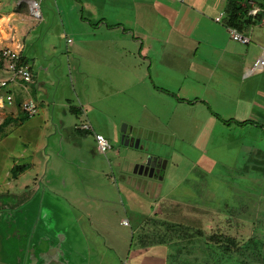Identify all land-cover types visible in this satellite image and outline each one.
Segmentation results:
<instances>
[{
  "label": "rangeland",
  "instance_id": "374dc122",
  "mask_svg": "<svg viewBox=\"0 0 264 264\" xmlns=\"http://www.w3.org/2000/svg\"><path fill=\"white\" fill-rule=\"evenodd\" d=\"M27 1L0 0V51L19 50L27 58L33 82L24 100L38 104V114L25 120L16 97L0 108V126L16 119L0 132V264H45L44 254L54 250L66 264H170L176 246L137 243L155 227L152 219L174 205L211 212L207 234L228 218L225 205L246 206L243 228L229 231L242 241L263 238L264 174L245 169L264 150L262 127L242 131L215 124L205 110L172 111L150 82L129 88L126 68L112 70L92 60L93 47L69 44L80 30L61 18L76 0H38L41 19L25 12L27 6L16 11ZM8 75L0 70V79ZM86 122L109 142L105 154L95 150L92 131L77 130ZM123 135L137 138L139 148L125 146ZM27 154L34 164H27ZM150 158L162 162L153 175ZM25 164L13 178L12 168ZM223 264L260 263L230 255Z\"/></svg>",
  "mask_w": 264,
  "mask_h": 264
},
{
  "label": "crops",
  "instance_id": "0c3cea01",
  "mask_svg": "<svg viewBox=\"0 0 264 264\" xmlns=\"http://www.w3.org/2000/svg\"><path fill=\"white\" fill-rule=\"evenodd\" d=\"M76 2L61 18L64 25L80 30L72 32L76 39H68L69 44L80 51L93 47L92 60L105 62L112 70L126 68L129 88L139 90L150 82L154 92L160 94V101L166 100L162 96L169 98L167 102L174 110H168L184 106L194 114L205 110L202 114L215 124L227 121L224 125L237 126L242 131L249 128L258 132L262 127L263 132L264 68L255 67L264 51V19L243 33L250 35V42L244 44L231 38L225 16L221 22L216 21L224 14L226 0ZM26 6L25 12L29 13ZM27 90L28 87H14L20 105ZM16 108L21 110L18 105ZM74 109L82 114V110ZM246 121L251 123L238 124ZM83 125H89L93 135L103 136L87 122ZM77 130L87 133L82 126ZM27 155L31 161L27 164H34L32 155ZM57 252L50 251V255L56 256Z\"/></svg>",
  "mask_w": 264,
  "mask_h": 264
},
{
  "label": "trees",
  "instance_id": "16d2710c",
  "mask_svg": "<svg viewBox=\"0 0 264 264\" xmlns=\"http://www.w3.org/2000/svg\"><path fill=\"white\" fill-rule=\"evenodd\" d=\"M254 7H259L261 11L255 16L249 15L250 10ZM24 8L26 5L21 2L16 11L24 12ZM224 15L225 26L243 34L263 21L264 0H226ZM22 61L27 63V58L23 56ZM4 67L5 62L0 54V70H4ZM17 105L20 106L19 100ZM73 111L76 113V109ZM25 119H29V117L24 114ZM12 122V117L6 118L0 126V132ZM224 123L228 124L227 121ZM249 123L251 122L246 121L238 124L246 125ZM256 156L257 159L252 158L250 165L246 166L245 169L252 168L264 174V152L258 151ZM27 168L28 165L14 166L12 177L17 178ZM237 209V207L231 208L225 205L222 212L225 211L228 218L222 223L219 222L216 230L213 229L211 233L207 234L204 223L209 220L211 212L192 206H169L163 210L162 214H158L159 219H152L155 227L153 230L151 229V233L148 232L139 236L137 244L139 248L144 249L155 244L176 246L175 254L168 258L170 264H223L230 255L253 259L264 264V237L252 236L242 241L237 232L229 231L234 227L243 228L240 217L247 213V208L245 206L240 211Z\"/></svg>",
  "mask_w": 264,
  "mask_h": 264
},
{
  "label": "built area",
  "instance_id": "2783aa9c",
  "mask_svg": "<svg viewBox=\"0 0 264 264\" xmlns=\"http://www.w3.org/2000/svg\"><path fill=\"white\" fill-rule=\"evenodd\" d=\"M183 2L184 0H177ZM30 13L33 17L41 19L42 13L40 9V2L38 0L27 1ZM260 11L259 8L254 7L249 15L255 16ZM224 14L216 18L217 22L223 20ZM231 38L244 44L250 42V35H245L235 29L230 28ZM1 57L5 62L4 70L9 73L7 78L0 79V108L7 105L12 106L15 103L14 87H22L26 89V84L33 82V75L30 68L22 61L23 54L19 50L4 48L0 51ZM264 68V51L261 58L256 63L255 69L260 70ZM22 113L29 118H33L38 114V104L32 98L25 99L20 105ZM83 130H90L89 125H83ZM96 147L99 153L105 154L109 148V142L101 135H95ZM126 225L127 222H124Z\"/></svg>",
  "mask_w": 264,
  "mask_h": 264
},
{
  "label": "water",
  "instance_id": "95a60500",
  "mask_svg": "<svg viewBox=\"0 0 264 264\" xmlns=\"http://www.w3.org/2000/svg\"><path fill=\"white\" fill-rule=\"evenodd\" d=\"M127 130V126H124L123 127V130L122 132L125 133ZM122 143L125 145V146H130V147H135V148H139V141L135 138H126L125 135L122 136ZM153 158H150L148 160V168L151 166V169H150V174L153 175V172H154V166H155V159L153 160V163L151 162ZM143 171V168H137L136 169V172H139V173H142Z\"/></svg>",
  "mask_w": 264,
  "mask_h": 264
},
{
  "label": "flooded vegetation",
  "instance_id": "af4514ba",
  "mask_svg": "<svg viewBox=\"0 0 264 264\" xmlns=\"http://www.w3.org/2000/svg\"><path fill=\"white\" fill-rule=\"evenodd\" d=\"M156 160L155 161V166H154V171H156V169L157 168H161V166H162V162H159L158 160V158H153L152 159V163H153V160ZM152 166V165H151ZM151 166L148 168V171H150V169H151ZM47 255V254H46ZM45 254H44V259H45V264H65L64 262L62 263L61 261H60V259H58V258H56V256H51L50 255V252H49V254L46 256ZM36 264H39V260H36ZM61 262V263H60Z\"/></svg>",
  "mask_w": 264,
  "mask_h": 264
}]
</instances>
